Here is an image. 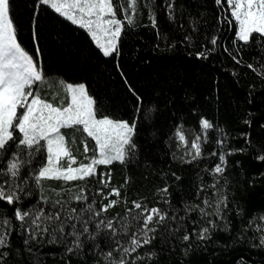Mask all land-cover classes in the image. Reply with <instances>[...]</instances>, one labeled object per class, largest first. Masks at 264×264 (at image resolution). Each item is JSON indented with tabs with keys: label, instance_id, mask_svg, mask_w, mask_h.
I'll list each match as a JSON object with an SVG mask.
<instances>
[{
	"label": "trees",
	"instance_id": "trees-1",
	"mask_svg": "<svg viewBox=\"0 0 264 264\" xmlns=\"http://www.w3.org/2000/svg\"><path fill=\"white\" fill-rule=\"evenodd\" d=\"M144 2L141 0L137 25L127 29L121 40L119 57H104L84 29L60 17L48 6L41 7L39 0H11L10 15L18 28V41L39 62L50 82L84 83L88 94L97 102L99 114L113 119L131 122L136 116L137 95L142 98L145 109L153 110L151 120H146L143 113L140 115L135 154L125 164L115 162L98 167V173L111 172L112 176L110 186L102 189L104 195L99 194L102 186L98 182H88L90 186L86 192L88 203L95 199L99 208L108 200L117 199L114 195L108 199L104 196L112 187H119V203L106 213L108 217L119 214L117 221L127 209L133 208V201L149 209L158 207L168 212L169 217L177 216V220L167 219L158 226L151 245L133 253L135 257L155 252L153 259L145 256L137 264H264V248L252 246L264 234L255 230L257 224L264 228V221L259 219L264 215V161L257 159L264 155V127H261L264 125V75L246 67L248 63L257 69L264 65V47L252 45L251 51L242 54L243 63L236 64L229 54H236L239 47V44L236 47L232 44L235 25L229 26L221 19L225 13L215 0H172L174 21L167 18L168 0H147L148 7ZM224 7H227V0H224ZM149 11L155 13L160 31L168 34L167 42L158 41L157 30L148 18ZM228 16L230 19V13ZM190 21H198L199 30L194 37L199 39L195 40L194 47L181 43L186 34L192 33ZM214 35L219 37L217 50L207 59H198L195 53L202 45L211 47L209 41ZM173 42L176 46L169 48ZM224 47L229 52H225ZM41 91L48 97L52 84L42 87ZM201 118L213 123V128L207 131L206 142L200 128ZM178 126L188 141L187 146L175 135ZM62 131L71 143V133ZM245 133L250 134V143H246ZM197 135H201L202 155L192 160L188 153ZM75 140L71 145L73 154L78 161H84L79 132L75 133ZM220 140L224 143L219 144ZM93 146L94 142L89 140V147ZM237 149L244 151H235ZM229 151L233 154L228 155ZM221 153L227 157L225 172L222 176H213L212 169L219 163ZM35 166L33 162L32 167ZM217 181L228 198L229 230L218 227L210 238L201 240L198 233L206 224L198 211L186 214L184 205L203 207L205 197L214 200L215 189L210 186ZM84 183L63 185L60 181H48L45 193L53 201H68ZM32 187L33 196L25 198L22 204L9 206L0 201V212L12 221V247L7 250L12 253L19 250L20 254L9 264H85V260L87 264H94L96 258L90 254L64 255L62 245L34 246L31 255L26 252V234L20 222L14 219L15 207L26 209L35 203L46 212L51 210L49 205L39 202V189ZM62 187L73 191L57 196L53 189L60 191ZM165 187L167 194L160 191ZM70 206L79 210L86 205L72 200ZM138 211L133 209L132 215ZM141 224L142 220H133L129 235L121 232L117 239L127 246L131 233ZM185 234L190 235L188 241L182 239ZM103 239L102 235L99 240Z\"/></svg>",
	"mask_w": 264,
	"mask_h": 264
},
{
	"label": "snow or ice",
	"instance_id": "snow-or-ice-1",
	"mask_svg": "<svg viewBox=\"0 0 264 264\" xmlns=\"http://www.w3.org/2000/svg\"><path fill=\"white\" fill-rule=\"evenodd\" d=\"M39 4L41 7L48 6L60 17L84 29L104 57H119L120 43L126 30L137 25L141 0H39ZM215 4L225 13L221 19L229 26L235 25L232 44L234 47L239 44V47L236 54H229L236 64H241L242 54L251 51L252 45L264 47V0H227L226 8L224 0H215ZM144 6L148 7L147 0ZM166 8L168 20L174 21L172 0H168ZM10 11L11 0H0V163L3 164L0 167V201L9 206L22 204L25 198L33 196L34 185L40 192L39 202L49 205L51 209L46 212L35 203L26 209L15 207L14 219L20 222V227L26 234V252L31 255L34 246L47 244L62 245L64 255L80 257L82 253L90 254L96 258L94 264H137V261L143 260L145 256L149 260L153 259L155 252H146L145 256L135 257L133 253L151 245L156 238L158 226L164 224L167 219L177 220L176 215L169 217L168 212L158 207L149 209L142 207L140 202L133 201V208L127 209L125 215L117 221L119 214L108 217L106 213L119 203V187H112L107 196H104V199H108L114 195L117 199L108 200L107 204H101L99 208L95 199L88 203L89 196L86 194L90 186L88 182H98L102 186L99 194L104 195L102 189L110 186L112 176L111 172L98 173V167H107L115 162L125 164L135 154V137L140 115L143 113L146 120H151L153 110L145 109L142 98L137 95L136 116L132 121L114 120L99 114L97 102L88 94L84 83L74 85L63 80L50 82L39 62L18 41V28ZM148 18L151 26L157 30L158 41L167 42L168 34L162 33L158 28L155 13L149 11ZM190 24L192 33L186 34L181 43L194 47L195 40L199 39L194 37L199 30L196 26L198 21H190ZM35 35L38 38V21ZM209 43L211 47L202 45L201 50L195 53L198 59H207L217 50L219 37L212 36ZM175 46V42L168 45L169 48ZM156 47L159 49L160 44ZM224 51L229 52V49L224 47ZM246 67L258 75H264V65L257 69L248 63ZM117 68L119 70L118 63ZM121 75L123 76L122 72ZM124 79L127 83L126 77ZM50 83L52 91L45 97L41 88ZM129 90L133 91L131 88ZM133 94L136 95L134 91ZM199 123L206 142L207 131L213 128V123L204 118H201ZM245 123L251 124V121ZM62 130L71 133V143ZM77 132L82 136L84 161H78L71 147L76 143ZM175 135L185 146L188 145L180 126L177 127ZM243 135L246 143H250V134ZM89 140L94 142L92 148L89 147ZM218 143L223 144L224 141L220 140ZM235 151L242 152L244 149ZM188 154L192 160L201 157V135H197L191 142ZM232 154L233 152L229 151L228 155ZM257 159L264 161V155ZM33 162L37 166L32 167ZM226 166L227 157L221 153L219 163L212 169L213 176H222ZM48 181H60L63 185L77 181L85 183L78 186L79 191L72 195L70 200L53 201L45 193L44 186ZM210 187L215 189L214 200L205 197L202 201L203 207L199 204L184 205L186 214L198 211L201 220L206 224L198 233L201 240L210 238L212 231L218 227L222 226L223 231H228L230 226L226 215L227 196L218 187V181ZM203 190L201 186V191ZM53 191L57 196H61L64 191L73 190L62 187L60 191ZM160 191L167 194L168 188ZM72 200L86 206L77 210L76 207L70 206ZM164 202L170 203L168 200ZM133 209L140 211L132 215ZM179 219L183 220L184 217ZM259 219L264 221V215ZM133 220H142V224L136 232L131 233L127 246H124L117 236L121 232L129 235ZM249 223L251 225L252 221ZM255 230L264 232L260 224L256 225ZM12 231L11 219L0 212V264H9L10 260L20 255L19 250L15 253L7 250L12 247ZM102 235L104 239L99 240ZM182 239L188 241L190 235L185 234ZM252 246L264 248V234L260 235L258 243Z\"/></svg>",
	"mask_w": 264,
	"mask_h": 264
},
{
	"label": "rangeland",
	"instance_id": "rangeland-1",
	"mask_svg": "<svg viewBox=\"0 0 264 264\" xmlns=\"http://www.w3.org/2000/svg\"><path fill=\"white\" fill-rule=\"evenodd\" d=\"M72 84H74V85H75V84H80V83H72ZM109 118H110V117H109ZM111 119H113V118H111ZM114 120H117V119H114Z\"/></svg>",
	"mask_w": 264,
	"mask_h": 264
}]
</instances>
